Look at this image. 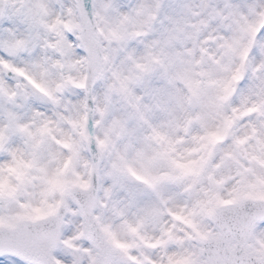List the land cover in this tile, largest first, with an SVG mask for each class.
<instances>
[{"label":"snow or ice","instance_id":"6c2138e0","mask_svg":"<svg viewBox=\"0 0 264 264\" xmlns=\"http://www.w3.org/2000/svg\"><path fill=\"white\" fill-rule=\"evenodd\" d=\"M0 264H264V0H0Z\"/></svg>","mask_w":264,"mask_h":264}]
</instances>
